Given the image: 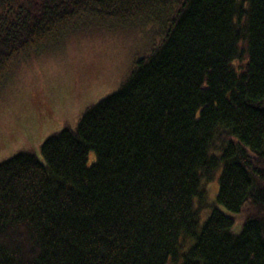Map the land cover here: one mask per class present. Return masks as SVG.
Returning a JSON list of instances; mask_svg holds the SVG:
<instances>
[{"label":"trees","instance_id":"16d2710c","mask_svg":"<svg viewBox=\"0 0 264 264\" xmlns=\"http://www.w3.org/2000/svg\"><path fill=\"white\" fill-rule=\"evenodd\" d=\"M113 31L151 43L119 89L0 163V264H264V0H0V95Z\"/></svg>","mask_w":264,"mask_h":264},{"label":"rangeland","instance_id":"374dc122","mask_svg":"<svg viewBox=\"0 0 264 264\" xmlns=\"http://www.w3.org/2000/svg\"><path fill=\"white\" fill-rule=\"evenodd\" d=\"M149 38L141 31H113L33 58L0 95V163L26 150L42 158L41 145L50 135L75 127L88 107L119 89L135 60L150 49ZM221 168L210 185V202L216 201ZM234 216L238 233L243 220Z\"/></svg>","mask_w":264,"mask_h":264}]
</instances>
